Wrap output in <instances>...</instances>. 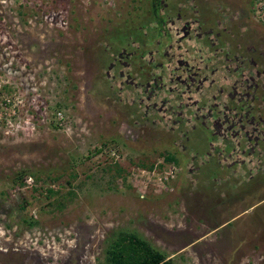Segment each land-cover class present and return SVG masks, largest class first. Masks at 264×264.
<instances>
[{
	"label": "rangeland",
	"instance_id": "obj_1",
	"mask_svg": "<svg viewBox=\"0 0 264 264\" xmlns=\"http://www.w3.org/2000/svg\"><path fill=\"white\" fill-rule=\"evenodd\" d=\"M150 1L0 0V264H264V0Z\"/></svg>",
	"mask_w": 264,
	"mask_h": 264
},
{
	"label": "trees",
	"instance_id": "obj_2",
	"mask_svg": "<svg viewBox=\"0 0 264 264\" xmlns=\"http://www.w3.org/2000/svg\"><path fill=\"white\" fill-rule=\"evenodd\" d=\"M160 0L150 1L151 20L160 21V28L164 24V19L158 14V6ZM151 41L153 37L160 36L161 31L155 28L151 29ZM159 34V35H158ZM176 150L167 152L163 155L165 162H178L176 158ZM122 170L116 169V174L120 175ZM48 194H54L51 189H47ZM68 196H72V192H67ZM56 206L61 207L62 201H57ZM27 223V221H25ZM217 227V226H216ZM102 264H174L171 257H168L162 251L154 248L147 240L142 238L134 231L118 229L112 236L108 237L106 247L104 249V259Z\"/></svg>",
	"mask_w": 264,
	"mask_h": 264
},
{
	"label": "built area",
	"instance_id": "obj_3",
	"mask_svg": "<svg viewBox=\"0 0 264 264\" xmlns=\"http://www.w3.org/2000/svg\"><path fill=\"white\" fill-rule=\"evenodd\" d=\"M7 103V99H4L3 105H5Z\"/></svg>",
	"mask_w": 264,
	"mask_h": 264
}]
</instances>
